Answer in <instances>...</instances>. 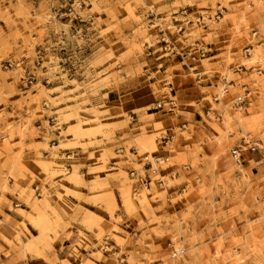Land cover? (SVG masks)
I'll use <instances>...</instances> for the list:
<instances>
[{"label": "rangeland", "instance_id": "1", "mask_svg": "<svg viewBox=\"0 0 264 264\" xmlns=\"http://www.w3.org/2000/svg\"><path fill=\"white\" fill-rule=\"evenodd\" d=\"M58 1L0 0V264H264V0Z\"/></svg>", "mask_w": 264, "mask_h": 264}, {"label": "built area", "instance_id": "2", "mask_svg": "<svg viewBox=\"0 0 264 264\" xmlns=\"http://www.w3.org/2000/svg\"><path fill=\"white\" fill-rule=\"evenodd\" d=\"M82 5V0H59L58 3H57V8L56 7L54 8V14H57L59 13L61 16L62 15H70V14H74V17L73 18H77L75 17L76 16V12H75V8L76 7H79ZM247 51V49H245ZM40 53V50H37V54ZM207 53V49L206 48H203L202 45H199V44H195L193 46H191L190 48H188L185 52V55L196 60V59H199L200 57H204V55ZM40 56V55H39ZM4 65L5 67H12L14 65V62L11 61V59H8L6 61H4ZM29 77H24L22 80H23V83L27 84L28 82L31 83V79L29 80ZM246 92L244 93L243 96H237L235 101L233 102L235 105H242V104H245L247 102V99L246 97L250 94V91L249 90H245ZM245 142V140H244ZM249 148L251 150H254L256 148V146L253 144V145H250ZM230 155L232 157V159L234 160L235 163H241L242 161V155H243V144H239L237 146H234L231 148L230 150ZM154 160H157V157H153ZM150 166H151V163L149 161H147ZM134 171L131 172V174H133ZM139 179L146 183L147 180H149L150 182V179H148L147 177H145V175H139L138 176Z\"/></svg>", "mask_w": 264, "mask_h": 264}, {"label": "crops", "instance_id": "3", "mask_svg": "<svg viewBox=\"0 0 264 264\" xmlns=\"http://www.w3.org/2000/svg\"><path fill=\"white\" fill-rule=\"evenodd\" d=\"M18 21H19V23H22V20H21V19H19ZM18 28H19L20 31H23V29H24V27H23L22 24H19V25H18ZM51 38H53V35H52V34L49 35V36H45L44 39H43V42H45V44H48ZM226 41H228V40H227L225 37H222V38L219 40V42H221V43H224V42H226ZM17 43H18L19 46H21V44H22V39H21V38H18V39H17ZM241 70L243 71V69H241ZM245 72H246L247 74H248V73H251V72H249V71H245ZM233 84H234V83H233ZM244 85H245L244 87H246V89H248L249 91L253 90V91H255V92H259V89H257L256 87H255V88H254V87H251L250 84H245V83H244Z\"/></svg>", "mask_w": 264, "mask_h": 264}]
</instances>
